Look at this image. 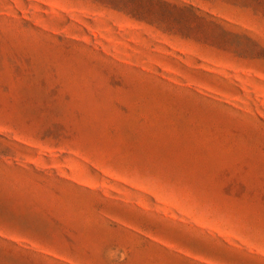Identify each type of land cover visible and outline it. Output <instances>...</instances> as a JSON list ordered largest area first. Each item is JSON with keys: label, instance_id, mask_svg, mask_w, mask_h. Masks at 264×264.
<instances>
[{"label": "rangeland", "instance_id": "rangeland-1", "mask_svg": "<svg viewBox=\"0 0 264 264\" xmlns=\"http://www.w3.org/2000/svg\"><path fill=\"white\" fill-rule=\"evenodd\" d=\"M0 264H264V0H0Z\"/></svg>", "mask_w": 264, "mask_h": 264}, {"label": "trees", "instance_id": "trees-1", "mask_svg": "<svg viewBox=\"0 0 264 264\" xmlns=\"http://www.w3.org/2000/svg\"><path fill=\"white\" fill-rule=\"evenodd\" d=\"M163 5L165 7H168L169 9H172V10H180V11L187 10V11H190V12L193 13V15H194L193 17H198L196 14H194L196 10L192 6L181 8L179 6L171 5V4L165 3V2L163 3Z\"/></svg>", "mask_w": 264, "mask_h": 264}]
</instances>
